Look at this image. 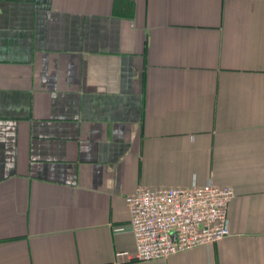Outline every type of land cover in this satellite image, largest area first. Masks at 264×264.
<instances>
[{
    "label": "crops",
    "instance_id": "1",
    "mask_svg": "<svg viewBox=\"0 0 264 264\" xmlns=\"http://www.w3.org/2000/svg\"><path fill=\"white\" fill-rule=\"evenodd\" d=\"M208 180L227 236L116 256L128 194ZM0 264H264V0H0Z\"/></svg>",
    "mask_w": 264,
    "mask_h": 264
},
{
    "label": "built area",
    "instance_id": "2",
    "mask_svg": "<svg viewBox=\"0 0 264 264\" xmlns=\"http://www.w3.org/2000/svg\"><path fill=\"white\" fill-rule=\"evenodd\" d=\"M233 197L230 185L211 180L187 188L137 187L125 197L135 249L117 251L116 256L157 260L219 241L230 233L227 207Z\"/></svg>",
    "mask_w": 264,
    "mask_h": 264
}]
</instances>
